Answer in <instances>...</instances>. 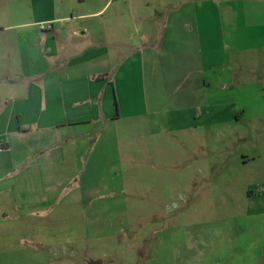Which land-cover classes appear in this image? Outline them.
<instances>
[{
  "label": "rangeland",
  "instance_id": "obj_1",
  "mask_svg": "<svg viewBox=\"0 0 264 264\" xmlns=\"http://www.w3.org/2000/svg\"><path fill=\"white\" fill-rule=\"evenodd\" d=\"M122 1L100 18L107 39L128 44L114 66L150 55L132 69L131 93L118 87L124 119L101 125L113 138L95 145L96 166L81 173L92 220L66 223L65 247L44 250V264H264V51L230 50L234 84L220 91L207 52L160 45L171 13L159 0H141L134 15ZM144 37L152 45L137 44ZM17 262L37 264L24 254Z\"/></svg>",
  "mask_w": 264,
  "mask_h": 264
},
{
  "label": "crops",
  "instance_id": "obj_2",
  "mask_svg": "<svg viewBox=\"0 0 264 264\" xmlns=\"http://www.w3.org/2000/svg\"><path fill=\"white\" fill-rule=\"evenodd\" d=\"M116 1L0 0V264L5 253L11 264H21L23 254L44 264V250L66 245V223L87 228L92 220L81 173L96 166L95 145L113 138L99 132L101 125L111 128L124 119L118 87L129 92L132 69L146 66L150 55L141 52L114 66L128 44L107 39L100 18ZM140 1L132 0L130 14ZM159 1L171 13L162 22L170 33L160 45L196 56L207 52L220 91L234 84L230 50L264 51V0ZM44 24L51 28L42 31ZM232 30L242 34L231 38ZM246 31H253L255 43L245 44ZM141 94L143 102L145 87ZM145 110L141 105L139 113Z\"/></svg>",
  "mask_w": 264,
  "mask_h": 264
},
{
  "label": "built area",
  "instance_id": "obj_3",
  "mask_svg": "<svg viewBox=\"0 0 264 264\" xmlns=\"http://www.w3.org/2000/svg\"><path fill=\"white\" fill-rule=\"evenodd\" d=\"M50 28H51V26H49V25H46V24L41 25V30L42 31H45V30L50 29Z\"/></svg>",
  "mask_w": 264,
  "mask_h": 264
},
{
  "label": "water",
  "instance_id": "obj_4",
  "mask_svg": "<svg viewBox=\"0 0 264 264\" xmlns=\"http://www.w3.org/2000/svg\"><path fill=\"white\" fill-rule=\"evenodd\" d=\"M93 264H103V262L99 261V262H96V263H93Z\"/></svg>",
  "mask_w": 264,
  "mask_h": 264
}]
</instances>
